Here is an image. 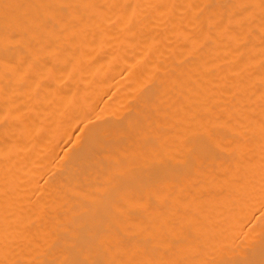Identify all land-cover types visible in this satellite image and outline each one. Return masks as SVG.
<instances>
[{
	"label": "bare ground",
	"instance_id": "obj_1",
	"mask_svg": "<svg viewBox=\"0 0 264 264\" xmlns=\"http://www.w3.org/2000/svg\"><path fill=\"white\" fill-rule=\"evenodd\" d=\"M0 264H264V0H0Z\"/></svg>",
	"mask_w": 264,
	"mask_h": 264
}]
</instances>
